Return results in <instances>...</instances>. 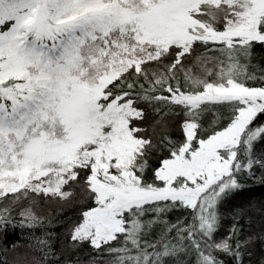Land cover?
I'll list each match as a JSON object with an SVG mask.
<instances>
[{"label":"snow or ice","instance_id":"6c2138e0","mask_svg":"<svg viewBox=\"0 0 264 264\" xmlns=\"http://www.w3.org/2000/svg\"><path fill=\"white\" fill-rule=\"evenodd\" d=\"M0 264H264V0H0Z\"/></svg>","mask_w":264,"mask_h":264}]
</instances>
